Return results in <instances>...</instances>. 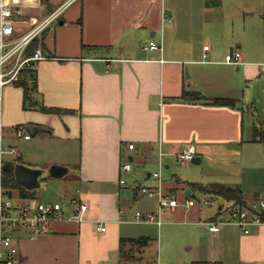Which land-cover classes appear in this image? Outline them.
Segmentation results:
<instances>
[{"label":"crops","instance_id":"0c3cea01","mask_svg":"<svg viewBox=\"0 0 264 264\" xmlns=\"http://www.w3.org/2000/svg\"><path fill=\"white\" fill-rule=\"evenodd\" d=\"M7 1L23 10L16 17L19 38L30 18H44L68 0ZM34 42L47 58L37 64L29 108L18 83L3 90L4 144L17 154L6 152L0 161L16 157L33 169L67 167L65 177L75 189L64 198L65 218L48 233H15L20 264H264V223L248 233L235 224L209 230L207 221L228 218L222 205L204 220L192 212L200 204L190 211L164 209L162 223H152L158 240L131 228L143 224L133 221L134 202L143 187L158 184L153 172L160 162L164 192L179 199L205 196L192 183L239 187L247 204L263 198L264 0H72ZM149 42L162 49L144 48ZM234 49L244 63H225ZM185 91L234 103L185 101ZM42 105L62 112H42ZM18 128L30 137L17 136ZM186 147L199 161L194 167L177 158ZM126 161L137 167L129 172L136 181L132 187L120 183ZM179 163L193 174L191 181L181 176ZM148 197L155 208L141 211H157V198ZM16 198L41 200L36 191ZM81 202L88 210L78 222L71 216ZM166 213L180 218L179 226L207 227L209 235L194 234L196 227L181 234L182 244L169 240L166 247ZM100 224L105 231L98 230ZM140 237L151 240L121 246V239ZM154 241L156 258L149 255Z\"/></svg>","mask_w":264,"mask_h":264},{"label":"built area","instance_id":"2783aa9c","mask_svg":"<svg viewBox=\"0 0 264 264\" xmlns=\"http://www.w3.org/2000/svg\"><path fill=\"white\" fill-rule=\"evenodd\" d=\"M72 0L66 1L61 7L51 14L41 19L30 18L28 20L30 28L21 37L15 38L16 17L23 15L22 7L7 0H0V160L4 153L17 154L14 147L4 149L5 125L2 121V96L4 88L18 80L19 74L24 68L36 69L40 60L46 59L40 49H36L32 54L26 55L25 52L29 45L54 21L65 7ZM146 49L160 50L161 45L155 42L144 44ZM205 50L209 46L204 47ZM225 63L239 65L244 63L242 54L239 50L229 51L225 57ZM15 134L19 137L28 139L30 135L24 134L21 128L16 129ZM129 149L135 150L134 144H129ZM177 158L182 163L192 162L195 154L189 149L184 148L177 153ZM161 161V153H160ZM0 161V166H1ZM163 164L160 162L159 170L153 173L158 184L153 188L143 187L142 192L150 197H156L158 201V210L152 211H134L133 221L137 223H162V211L184 207L190 209L198 204L208 206L212 204L216 197L205 195L201 200L196 198H184L168 195L163 189L162 179ZM133 169L130 161H126L120 166V183H125L124 175ZM228 218H218L207 221L206 224L211 232H218L224 224H235L243 232L248 233L254 225L264 223V198H257L252 203L239 206L234 203L228 204L223 208ZM88 210V204L81 202L71 219L81 222L85 219V213ZM64 206L57 200H35L21 201L14 194L8 191L2 183L0 173V264H20V249L17 243L15 233L26 231L30 235H42L50 231L51 225L56 220L65 218ZM124 213L121 214L123 219ZM101 224L98 230L105 231Z\"/></svg>","mask_w":264,"mask_h":264},{"label":"rangeland","instance_id":"374dc122","mask_svg":"<svg viewBox=\"0 0 264 264\" xmlns=\"http://www.w3.org/2000/svg\"><path fill=\"white\" fill-rule=\"evenodd\" d=\"M31 85V83L29 84ZM33 92V91H32ZM35 96V95H34ZM33 96V97H34ZM4 149H6L5 144H4ZM41 152V154L43 153V151H39ZM6 154H3L4 158H6L7 156H5ZM3 158V159H4ZM14 160H18L16 157L12 158ZM178 167V171H180L181 176H183V178L185 180L191 181L189 179H193V174L191 172H189L188 170L182 169L181 168V164L179 163L177 165ZM196 166V164L193 162L192 167ZM137 167L135 165H133V173L135 172V170ZM159 170V166H157L156 171ZM163 173H162V177L164 172L166 171L165 168H163ZM154 173V172H153ZM65 174H62L58 177H54L50 174V170L49 168H43L41 169V174L38 177L37 181H38V187L36 188V194L38 195V197L43 200H57L59 202H61L62 204H65L66 201H64V198L66 196H68L69 194H71L73 192V190L75 189V184L73 182H69L68 178L65 177ZM125 181H127V185L129 187L134 186L135 184V179H134V175L132 173H126L125 176ZM142 178H145V174H142ZM143 183V181H142ZM14 196H17V192L15 191ZM263 198H264V193L262 194ZM201 197V196H200ZM134 206H133V211H137V210H142V209H154L155 208V200L149 198L146 194H140L138 201L134 202ZM224 206L226 207L228 205V202L225 201L224 199L217 197L216 200L208 205V206H204L201 204L200 209H194L192 212L194 213V215H196L197 217L201 218V220L207 219L209 217H211L212 215H214L217 210L219 209V206ZM182 207V206H180ZM191 209V208H190ZM190 209L188 211H190ZM180 218H178L175 214L174 215H170L169 213H166L163 215V221H164V227H162V231H164V233L167 234L168 238L165 239V246L167 247L168 244L167 242H169V240L175 241L178 244H182L183 241L179 240V237L181 236V234L186 235L187 232H193V230H195L196 227H199V230L195 233H199L201 235H209V231L207 227L204 226H198L197 223H193V224H184L182 226H179L181 224H176L175 222H179ZM172 221L169 224L172 225H167L168 221ZM186 221H189V219H186ZM192 227V228H191ZM131 228L135 231H139L141 232L143 235H148V236H152L154 238H157L158 240V236H159V228L152 223H143V224H138V225H133L131 226ZM196 231V230H195ZM193 234V235H194ZM187 237V236H184ZM164 246V247H165ZM150 252H153V254H149L150 256H155L156 258V253H157V241L152 242L151 246L149 247ZM129 256L131 257H135L136 253L135 252H129Z\"/></svg>","mask_w":264,"mask_h":264},{"label":"trees","instance_id":"16d2710c","mask_svg":"<svg viewBox=\"0 0 264 264\" xmlns=\"http://www.w3.org/2000/svg\"><path fill=\"white\" fill-rule=\"evenodd\" d=\"M36 50V44L33 41L27 48L25 54L30 55ZM37 74L36 69L24 68L19 74V78L16 81L18 85L23 88L24 92V108H29V106L34 102V92L36 90ZM31 83V85H29ZM33 91V92H32ZM183 99L185 101H192L193 99H198L209 104L215 105H232L234 102L231 99L226 98H213L208 99L199 93L185 91L183 94ZM40 110L45 113H60V109L46 107L44 105L40 106ZM15 161H2L0 166V173L2 178L3 186L10 191L12 194L16 191L21 199L34 197L35 190H29L18 184L15 178V165L18 164ZM191 189L199 194L203 195H213L215 197H220L227 201H232L234 204L239 206L247 205L244 200L243 193L239 187L225 185L222 183H211L209 185H202L198 183H192ZM151 239L149 237H140L138 239H121V246L123 247L127 242H137L143 246L147 245Z\"/></svg>","mask_w":264,"mask_h":264},{"label":"water","instance_id":"95a60500","mask_svg":"<svg viewBox=\"0 0 264 264\" xmlns=\"http://www.w3.org/2000/svg\"><path fill=\"white\" fill-rule=\"evenodd\" d=\"M39 130H43V129H39ZM193 162L198 163L199 161L195 158ZM67 171H68L67 167L55 165L51 167L50 174L54 177H58L61 175V173L65 174ZM40 174H41L40 169H33L20 163L15 165V178L18 184L29 190H33L38 187L37 179L40 176ZM116 256H117L116 253L112 255L113 261L115 260L114 258Z\"/></svg>","mask_w":264,"mask_h":264}]
</instances>
